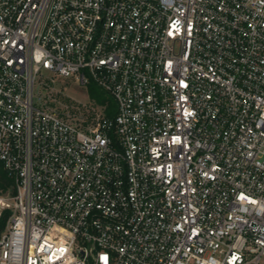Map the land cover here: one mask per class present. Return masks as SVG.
Here are the masks:
<instances>
[{
  "label": "built area",
  "instance_id": "2783aa9c",
  "mask_svg": "<svg viewBox=\"0 0 264 264\" xmlns=\"http://www.w3.org/2000/svg\"><path fill=\"white\" fill-rule=\"evenodd\" d=\"M6 212L0 264H264V0H0Z\"/></svg>",
  "mask_w": 264,
  "mask_h": 264
},
{
  "label": "rangeland",
  "instance_id": "374dc122",
  "mask_svg": "<svg viewBox=\"0 0 264 264\" xmlns=\"http://www.w3.org/2000/svg\"><path fill=\"white\" fill-rule=\"evenodd\" d=\"M42 76L37 79L36 81V85H35V98H36V103L37 105H40L39 102L44 103L45 99H44V95L49 94L51 91L52 93H50V95H52L54 97L55 100H57V102L59 100H63V101H69L70 99L76 103H87L90 101L91 97H90V87H84L80 84H78L75 81V78H60L56 75H54L53 73L49 72V71H45L43 70L42 72ZM53 78V82H49V86L48 89H44L40 87V80L43 79L45 82L48 79ZM51 80V81H52ZM93 103V101H92Z\"/></svg>",
  "mask_w": 264,
  "mask_h": 264
},
{
  "label": "trees",
  "instance_id": "16d2710c",
  "mask_svg": "<svg viewBox=\"0 0 264 264\" xmlns=\"http://www.w3.org/2000/svg\"><path fill=\"white\" fill-rule=\"evenodd\" d=\"M90 97L92 101H95L97 104L102 106H107L106 113L108 116H113L115 114L116 105L115 102L108 97L105 92H103L99 87L95 84H91L90 86ZM9 213L6 212L0 218V239L5 232L7 220H8Z\"/></svg>",
  "mask_w": 264,
  "mask_h": 264
}]
</instances>
